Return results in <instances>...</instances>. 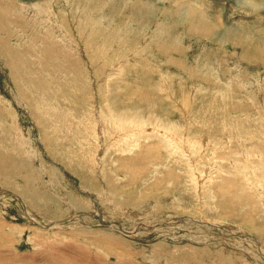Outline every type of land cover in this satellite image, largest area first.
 Segmentation results:
<instances>
[{
	"label": "rangeland",
	"instance_id": "374dc122",
	"mask_svg": "<svg viewBox=\"0 0 264 264\" xmlns=\"http://www.w3.org/2000/svg\"><path fill=\"white\" fill-rule=\"evenodd\" d=\"M0 264H264V0H0Z\"/></svg>",
	"mask_w": 264,
	"mask_h": 264
}]
</instances>
